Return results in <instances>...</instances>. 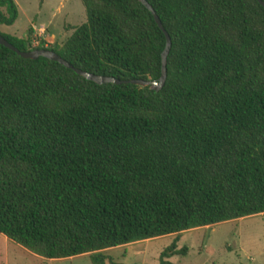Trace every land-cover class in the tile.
Instances as JSON below:
<instances>
[{"label": "trees", "instance_id": "16d2710c", "mask_svg": "<svg viewBox=\"0 0 264 264\" xmlns=\"http://www.w3.org/2000/svg\"><path fill=\"white\" fill-rule=\"evenodd\" d=\"M146 1L171 39L157 90L0 44V233L44 258L264 212V7ZM81 2L86 19L62 44L0 34L87 72L157 80L165 36L152 13L138 0ZM17 14L0 0L1 24Z\"/></svg>", "mask_w": 264, "mask_h": 264}, {"label": "rangeland", "instance_id": "374dc122", "mask_svg": "<svg viewBox=\"0 0 264 264\" xmlns=\"http://www.w3.org/2000/svg\"><path fill=\"white\" fill-rule=\"evenodd\" d=\"M14 1L17 17L10 25L0 23V32L29 34L31 45L41 40L44 45L62 44L86 19L81 0ZM40 27L44 32L39 35ZM172 243L180 252L164 259L173 264H264V212L65 258L48 259L25 247L24 252L14 249L8 264H94L93 255H102V264H158L160 253Z\"/></svg>", "mask_w": 264, "mask_h": 264}, {"label": "water", "instance_id": "95a60500", "mask_svg": "<svg viewBox=\"0 0 264 264\" xmlns=\"http://www.w3.org/2000/svg\"><path fill=\"white\" fill-rule=\"evenodd\" d=\"M140 1L153 15V18L158 25V27L162 30L165 36V45L164 48L161 51V58H160V74L157 80H144V79H119L113 76L109 75H101V74H94L91 72L84 71L80 68L74 67L71 63L63 59L61 56H59L57 53H55L52 50L49 49H31V50H20L17 47H15L12 43H10L8 40H6L1 34H0V44L3 46L15 51L19 56L24 57V58H30V59H35L38 56H44L47 57L51 60L57 61L60 64L64 65L67 68L72 69L76 73L82 75L86 79L92 80L96 83H132V84H137L140 86H149L152 89H159L163 86L166 78V58L167 54L169 52L170 46H171V39L167 33V31L164 29L158 15L152 8V6L146 1V0H138ZM262 7H264V0H256Z\"/></svg>", "mask_w": 264, "mask_h": 264}, {"label": "crops", "instance_id": "0c3cea01", "mask_svg": "<svg viewBox=\"0 0 264 264\" xmlns=\"http://www.w3.org/2000/svg\"><path fill=\"white\" fill-rule=\"evenodd\" d=\"M10 250H22L24 252L25 249L20 244L0 233V264H8Z\"/></svg>", "mask_w": 264, "mask_h": 264}, {"label": "built area", "instance_id": "2783aa9c", "mask_svg": "<svg viewBox=\"0 0 264 264\" xmlns=\"http://www.w3.org/2000/svg\"><path fill=\"white\" fill-rule=\"evenodd\" d=\"M39 30H40L39 33H38L39 35L42 34V32H44V29L41 28V27L39 28Z\"/></svg>", "mask_w": 264, "mask_h": 264}]
</instances>
